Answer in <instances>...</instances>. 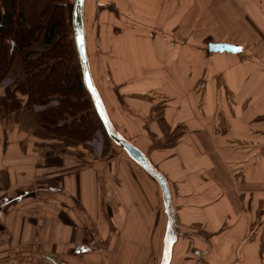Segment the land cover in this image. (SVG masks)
Segmentation results:
<instances>
[{"label":"crops","instance_id":"1","mask_svg":"<svg viewBox=\"0 0 264 264\" xmlns=\"http://www.w3.org/2000/svg\"><path fill=\"white\" fill-rule=\"evenodd\" d=\"M84 19L112 123L170 184L171 264H264V0H86ZM21 73L18 55L0 96ZM42 109H0V264H160L158 183L103 130L47 132Z\"/></svg>","mask_w":264,"mask_h":264},{"label":"trees","instance_id":"2","mask_svg":"<svg viewBox=\"0 0 264 264\" xmlns=\"http://www.w3.org/2000/svg\"><path fill=\"white\" fill-rule=\"evenodd\" d=\"M54 5L56 12L47 15ZM2 7L0 82L16 56L22 58L20 77L0 96L3 114L44 107L34 113L44 130L82 143L105 131L83 84L65 0H2ZM42 36L46 48L37 51Z\"/></svg>","mask_w":264,"mask_h":264},{"label":"water","instance_id":"3","mask_svg":"<svg viewBox=\"0 0 264 264\" xmlns=\"http://www.w3.org/2000/svg\"><path fill=\"white\" fill-rule=\"evenodd\" d=\"M86 0H75L72 10L71 25L73 38L81 66L83 84L90 96L98 118L103 124L104 130L109 139L120 147L128 157L150 175L160 186L165 213L168 218L164 236V246L160 264H171L173 248L178 240L177 218L173 203L170 184L166 176L161 173L149 160L143 151L127 140L114 126L107 112L104 101L93 78L87 47V34L84 19V7ZM210 53H232L241 52V47L227 43H210Z\"/></svg>","mask_w":264,"mask_h":264},{"label":"built area","instance_id":"4","mask_svg":"<svg viewBox=\"0 0 264 264\" xmlns=\"http://www.w3.org/2000/svg\"><path fill=\"white\" fill-rule=\"evenodd\" d=\"M195 255H196L197 257H201L202 253L200 252V250H196V251H195Z\"/></svg>","mask_w":264,"mask_h":264},{"label":"rangeland","instance_id":"5","mask_svg":"<svg viewBox=\"0 0 264 264\" xmlns=\"http://www.w3.org/2000/svg\"><path fill=\"white\" fill-rule=\"evenodd\" d=\"M53 4V3H52ZM53 12H56V8H55V5L53 8H51V12H48L47 15H49V13H53ZM205 44V42H203Z\"/></svg>","mask_w":264,"mask_h":264}]
</instances>
